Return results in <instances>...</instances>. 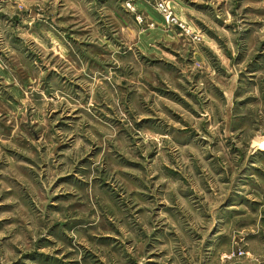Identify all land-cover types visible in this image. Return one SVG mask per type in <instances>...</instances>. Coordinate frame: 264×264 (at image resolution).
I'll return each mask as SVG.
<instances>
[{"label": "rangeland", "instance_id": "obj_1", "mask_svg": "<svg viewBox=\"0 0 264 264\" xmlns=\"http://www.w3.org/2000/svg\"><path fill=\"white\" fill-rule=\"evenodd\" d=\"M0 264H264V0H0Z\"/></svg>", "mask_w": 264, "mask_h": 264}]
</instances>
